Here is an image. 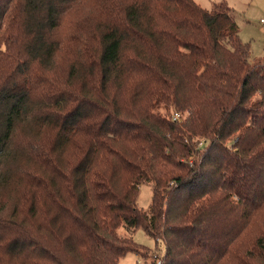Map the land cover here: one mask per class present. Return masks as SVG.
I'll return each instance as SVG.
<instances>
[{"label":"trees","instance_id":"16d2710c","mask_svg":"<svg viewBox=\"0 0 264 264\" xmlns=\"http://www.w3.org/2000/svg\"><path fill=\"white\" fill-rule=\"evenodd\" d=\"M0 39V264H157L139 228L160 264H264V59L225 3L0 0Z\"/></svg>","mask_w":264,"mask_h":264},{"label":"rangeland","instance_id":"374dc122","mask_svg":"<svg viewBox=\"0 0 264 264\" xmlns=\"http://www.w3.org/2000/svg\"><path fill=\"white\" fill-rule=\"evenodd\" d=\"M197 4L202 6V8L210 9L213 3H225L231 9V15L234 21L238 24L240 29V36L244 43L250 45L251 48V61H259L264 59V26L261 24V20L264 18V0H194ZM90 7L89 3H84L80 6V9L84 12ZM70 15V14H69ZM67 15L64 20V26L72 22L71 20L75 16ZM4 39H0V47L3 46ZM173 110L161 111L163 116H171ZM176 114V113H175ZM181 114V113H179ZM183 116V115H181ZM181 119H177L180 121ZM35 123L28 124L24 123L22 126L18 127V136L26 135L32 131ZM19 164L11 161L7 165V170L9 171V183L3 189L1 197L7 201L15 200L17 185L15 178H12L13 171L17 168ZM11 179V180H10ZM11 202V201H10ZM153 202V185L151 183H143L139 189V195L137 200L138 208L144 212H149ZM124 233V231H121ZM135 243L156 254L159 259L165 255V246L157 244L156 239L148 235L143 228H139L134 234ZM144 259H140L135 253H129L124 258H122V264H137L138 262L144 263Z\"/></svg>","mask_w":264,"mask_h":264},{"label":"built area","instance_id":"2783aa9c","mask_svg":"<svg viewBox=\"0 0 264 264\" xmlns=\"http://www.w3.org/2000/svg\"><path fill=\"white\" fill-rule=\"evenodd\" d=\"M261 24L264 26V18L261 20ZM181 117H182L181 114L176 113L174 116V120L181 119ZM160 263H161V260L157 259V264H160Z\"/></svg>","mask_w":264,"mask_h":264}]
</instances>
